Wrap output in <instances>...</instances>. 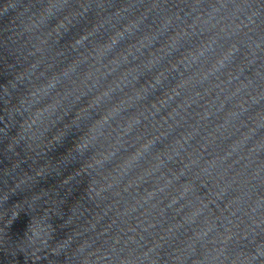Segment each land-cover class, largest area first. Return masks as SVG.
Masks as SVG:
<instances>
[{"label": "water", "instance_id": "water-1", "mask_svg": "<svg viewBox=\"0 0 264 264\" xmlns=\"http://www.w3.org/2000/svg\"><path fill=\"white\" fill-rule=\"evenodd\" d=\"M0 264H264V0H0Z\"/></svg>", "mask_w": 264, "mask_h": 264}]
</instances>
